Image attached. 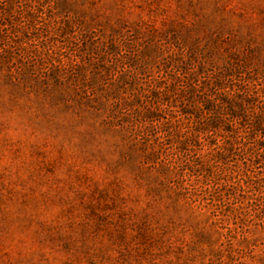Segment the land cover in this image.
Returning a JSON list of instances; mask_svg holds the SVG:
<instances>
[{"label":"rangeland","instance_id":"obj_1","mask_svg":"<svg viewBox=\"0 0 264 264\" xmlns=\"http://www.w3.org/2000/svg\"><path fill=\"white\" fill-rule=\"evenodd\" d=\"M260 130L264 0H0V264H264Z\"/></svg>","mask_w":264,"mask_h":264},{"label":"trees","instance_id":"obj_2","mask_svg":"<svg viewBox=\"0 0 264 264\" xmlns=\"http://www.w3.org/2000/svg\"><path fill=\"white\" fill-rule=\"evenodd\" d=\"M231 117H236V115H233V113L231 112ZM256 126L257 125L250 126L249 128L250 129L252 128L253 130L255 129V131H259V130H257V127ZM223 130H224L223 132L226 133V134L220 135V137L223 138V141L225 142L224 145L226 147L222 146L220 149L222 150V152H227L231 148V143H232V138H233V137H231L232 136V131H229L228 129H223ZM204 131H206V130L201 128V130L198 131V132L204 133ZM260 134L262 136H264V131L263 130H260Z\"/></svg>","mask_w":264,"mask_h":264}]
</instances>
